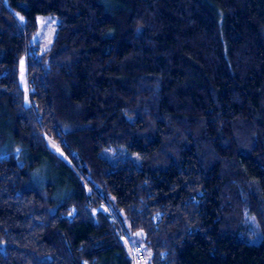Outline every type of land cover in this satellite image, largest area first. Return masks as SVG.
<instances>
[{
	"label": "trees",
	"instance_id": "1",
	"mask_svg": "<svg viewBox=\"0 0 264 264\" xmlns=\"http://www.w3.org/2000/svg\"><path fill=\"white\" fill-rule=\"evenodd\" d=\"M123 236L264 264V0H0V264H132Z\"/></svg>",
	"mask_w": 264,
	"mask_h": 264
},
{
	"label": "rangeland",
	"instance_id": "2",
	"mask_svg": "<svg viewBox=\"0 0 264 264\" xmlns=\"http://www.w3.org/2000/svg\"><path fill=\"white\" fill-rule=\"evenodd\" d=\"M15 14L19 19H22L20 13L16 12ZM35 20H36V29L34 30L35 32L30 35L29 42L33 45H36L39 53H43V51L50 48L53 42L52 40L57 32L56 30L57 20L51 14L49 15L38 14ZM17 64H18V69H17L18 86H20L24 92L23 95L24 104L29 106L30 103L28 101V97L26 96L27 85H26V74H25L26 71L25 55H22L18 58ZM48 145L54 152L55 151L58 152V149L50 141H48ZM34 171L36 172L35 175L37 179L41 180L45 172L44 169L41 167V168H36ZM98 209L104 210L105 208L104 206L101 205ZM121 243L124 244L125 254H127L132 264H134L132 251L134 250L135 247L140 246L141 252L143 253V257L140 261L136 262L135 264H147L150 253L147 251L146 247H144V245L141 242H139L136 238H126L123 236L121 238Z\"/></svg>",
	"mask_w": 264,
	"mask_h": 264
},
{
	"label": "built area",
	"instance_id": "3",
	"mask_svg": "<svg viewBox=\"0 0 264 264\" xmlns=\"http://www.w3.org/2000/svg\"><path fill=\"white\" fill-rule=\"evenodd\" d=\"M133 254V262L134 264L138 261H140L143 257V253L141 252V247L137 246L134 248V250L132 251Z\"/></svg>",
	"mask_w": 264,
	"mask_h": 264
}]
</instances>
